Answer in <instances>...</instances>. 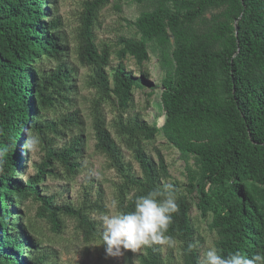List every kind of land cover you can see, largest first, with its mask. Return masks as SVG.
I'll list each match as a JSON object with an SVG mask.
<instances>
[{"label":"trees","instance_id":"obj_1","mask_svg":"<svg viewBox=\"0 0 264 264\" xmlns=\"http://www.w3.org/2000/svg\"><path fill=\"white\" fill-rule=\"evenodd\" d=\"M161 1L173 2V15L144 12L135 22H129L141 37L119 40L123 46L119 56L130 55L138 65L149 60L148 45L155 41L166 68L164 125L159 128L139 120L120 125L122 134L128 136L126 144L140 166L141 177L133 174L124 161L105 116L98 110L93 115L95 147L124 180L119 208L133 210L136 197L162 188V181L169 177L163 157L156 163L143 147V140L151 141L162 133L184 159L193 156L202 171L197 186L191 182L187 194H178L179 210L167 233L181 244L183 264H198L200 257L197 231L190 218L194 206L203 217L212 216L209 228L216 231L215 247L223 255L237 250L249 256L264 254V0ZM47 2L54 10L55 0H0V147L4 149L0 160V264H45L47 260L43 254L29 263L23 256L25 248L33 244L21 217L14 212L29 198L39 203L37 216L56 232L62 229L64 213L77 220L87 240L96 229L90 210L104 209L101 201L80 208L59 207L39 187L47 169L54 173V163L76 175L84 149L80 136L68 146L55 149L43 129L59 134L57 122L43 124L33 115L36 108L50 109L59 102L71 101L75 88L73 70L64 58L66 45L58 30L60 19L51 16L48 23L44 22ZM109 3L84 1L77 55L79 63L94 68L90 84L101 98L113 96L119 109L126 110L133 89L142 87L143 80L127 72L122 63L114 72L112 84L105 71L110 64V49L98 50L92 28ZM218 10L222 12L215 26L198 35L193 27L197 19ZM167 21L180 45L177 65L170 55ZM46 61L53 66L49 71L44 68ZM68 121L76 120L71 115ZM27 128L40 133L46 155L37 176L23 183L24 165L17 159L23 157L21 146ZM206 183L210 185L208 190ZM131 191L133 195L127 198ZM140 264H166L163 244L145 246Z\"/></svg>","mask_w":264,"mask_h":264},{"label":"rangeland","instance_id":"obj_2","mask_svg":"<svg viewBox=\"0 0 264 264\" xmlns=\"http://www.w3.org/2000/svg\"><path fill=\"white\" fill-rule=\"evenodd\" d=\"M85 0H55L56 5L50 6L45 3L48 23L51 16L60 19L59 31L62 33L66 50L65 59L68 66L73 70L74 92L69 102H59L55 108H36L34 117L39 116L43 124L50 121L57 122V131L51 132L43 129L55 149L68 146L73 138L80 136L84 140V149L80 158L81 167L76 175H70L57 163L52 168L54 173L47 169L46 177L39 183L40 189L53 202L63 207L72 205L76 208L85 204L101 201L104 209L90 210V218L95 222V232L90 240L86 239V232L79 226L77 220L61 213L63 221L62 229L56 232L44 219L37 216L39 203L32 198L26 200L21 207H17L14 216L21 217V224L25 226L27 235L31 238L32 248H25L23 256L27 262L34 263L37 257L47 255L45 264H140V256L145 252V246L137 252L123 250L121 255H108L102 241L101 217L109 212V204L115 199L119 202L121 186L124 183L122 176L110 166L108 158L97 151L93 129V115L96 110L100 111L106 119L107 126L113 138L120 146L124 161L133 174L141 177V169L135 160L132 151L126 144V134H122L120 125L132 123L135 120L161 128L166 121V111L162 103L164 91L163 81L166 78V68L159 45L154 41L149 43V60L138 65L135 59L127 55L119 56L123 46L119 43L121 38L139 39L141 34L137 32L129 22H135L144 12L161 11L163 15H173L174 5L170 1L147 0L142 3L135 0H110V3L100 12L92 28L95 45L99 51L104 47L110 49V64L105 70L111 84L114 72L119 63H122L127 72L142 79V87L133 89L132 100L126 110L118 107L117 100L112 96L102 99L97 89L90 84L95 70L92 67L83 66L79 63L77 49L80 28V17ZM221 10L207 12L193 24L198 35H204L215 26L219 20ZM221 19V18H220ZM171 40L170 55L177 65L179 61L180 45L176 42L167 21ZM45 70L49 71L53 66L44 62ZM176 76L177 69H174ZM73 115L75 122H69L68 116ZM27 135L39 136L40 150L29 153L24 144ZM21 151L23 157L18 161L24 165L25 176L23 183L30 177L37 176L38 166L45 159L46 143L38 131L27 128L25 131ZM143 147L151 159L158 163L160 156L167 165L169 177L162 181V188L166 184H172L177 193L187 194L190 183L197 186L201 180V167L193 156L183 158L178 149L171 145L162 133L155 139L143 140ZM1 159L4 155L3 147H0ZM22 172V171H18ZM209 183L205 189L208 190ZM133 195V191L127 198ZM115 211V210H112ZM191 222L197 231L196 246L199 256L210 246H215L217 233L210 230L209 224L212 216L203 217L194 206L190 214ZM17 236L16 230L10 231ZM2 239H0V243ZM2 244V243H1ZM13 255V254H12ZM14 256V255H13ZM163 256L166 264H183L181 244L174 241L172 246L163 244Z\"/></svg>","mask_w":264,"mask_h":264},{"label":"clouds","instance_id":"obj_3","mask_svg":"<svg viewBox=\"0 0 264 264\" xmlns=\"http://www.w3.org/2000/svg\"><path fill=\"white\" fill-rule=\"evenodd\" d=\"M40 144L39 136L27 135L24 148L33 153L40 150ZM177 199V189L172 184L136 197L131 211L120 210L119 202L113 199L109 212L101 217L106 253L116 256L121 255L123 250L137 252L152 244L172 246L174 240L167 233L173 224L174 214L179 210ZM198 264H264V254L249 256L237 250L223 255L215 246H210L201 254Z\"/></svg>","mask_w":264,"mask_h":264},{"label":"water","instance_id":"obj_4","mask_svg":"<svg viewBox=\"0 0 264 264\" xmlns=\"http://www.w3.org/2000/svg\"><path fill=\"white\" fill-rule=\"evenodd\" d=\"M0 160H1V154H0Z\"/></svg>","mask_w":264,"mask_h":264}]
</instances>
